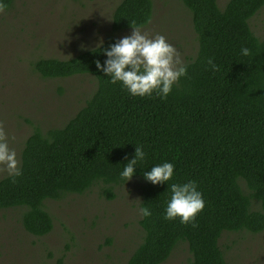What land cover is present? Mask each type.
I'll list each match as a JSON object with an SVG mask.
<instances>
[{
    "label": "trees",
    "instance_id": "trees-1",
    "mask_svg": "<svg viewBox=\"0 0 264 264\" xmlns=\"http://www.w3.org/2000/svg\"><path fill=\"white\" fill-rule=\"evenodd\" d=\"M181 2L191 12L198 50L166 99L133 97L110 83L96 69L95 60L106 58L97 47L34 63L44 79L90 74L97 88L62 127H36L21 152L22 174L14 181L8 175L0 179V211L24 209L21 222L30 234L44 237L53 230L48 200L82 195L96 185L113 200L115 188L125 184L119 172L137 144L146 157L133 177L143 180L140 207L152 215L141 217L144 238L126 264H162L181 241L192 255L188 264H230L219 244L223 232H264V38L249 24L264 0H229L224 9L217 0ZM13 3L0 0V9ZM153 9V0H121L102 47L117 40L119 31L146 27ZM242 46L249 55L240 54ZM164 161L174 164L167 183L195 180L203 193L195 227L163 219L167 183L143 178V171ZM251 200L260 207L253 210Z\"/></svg>",
    "mask_w": 264,
    "mask_h": 264
},
{
    "label": "rangeland",
    "instance_id": "rangeland-1",
    "mask_svg": "<svg viewBox=\"0 0 264 264\" xmlns=\"http://www.w3.org/2000/svg\"><path fill=\"white\" fill-rule=\"evenodd\" d=\"M121 0H14L0 9V125L10 136L19 166L27 137L62 127L95 92L93 75L44 79L35 71L41 58L70 59L96 47L112 33V14ZM229 0H217L224 9ZM153 17L141 28L162 34L180 52L184 63L198 50L191 12L181 0H153ZM264 38V7L249 22ZM119 31L116 39L130 34ZM7 173L0 172V179ZM143 180L133 177L115 188L107 200L101 185L82 195L68 194L45 202L54 220L44 237L27 232L22 208L0 211V264H126L142 242L144 231L137 209ZM243 185V184H242ZM248 193L247 188L243 187ZM252 208L260 206L251 200ZM230 264H264V232H223L219 240ZM192 255L181 241L162 264H188Z\"/></svg>",
    "mask_w": 264,
    "mask_h": 264
},
{
    "label": "clouds",
    "instance_id": "clouds-1",
    "mask_svg": "<svg viewBox=\"0 0 264 264\" xmlns=\"http://www.w3.org/2000/svg\"><path fill=\"white\" fill-rule=\"evenodd\" d=\"M100 39L96 45L103 51L106 57L103 63L95 60L96 69L109 78V82L119 83L121 88L133 97H159L166 99L174 85L181 77L187 75V64L181 59L177 48L168 42L162 34L149 35L140 27H131L128 35L122 36L110 43L106 48L102 47ZM94 50V49H93ZM250 49L242 46L240 54L247 56ZM207 65L213 71L217 69L213 58L207 59ZM10 136L3 125H0V172L15 180L22 174L15 148L10 147ZM146 157L142 145H135L131 159L123 164L119 177L126 183L131 180L135 170ZM143 178L153 185L164 184L174 176V164L164 161L151 166L150 170L143 171ZM170 196L163 209L162 218L165 220L179 219L181 224L196 226V217L204 206L203 193L198 189L195 180L185 182L167 183ZM140 217H150L152 211L147 206L137 209Z\"/></svg>",
    "mask_w": 264,
    "mask_h": 264
}]
</instances>
